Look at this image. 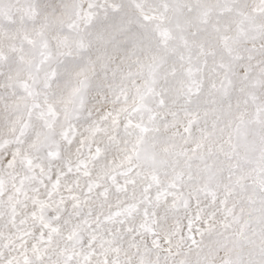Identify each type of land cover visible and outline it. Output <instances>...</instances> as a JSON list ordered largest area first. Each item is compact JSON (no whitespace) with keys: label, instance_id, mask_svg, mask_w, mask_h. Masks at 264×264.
<instances>
[{"label":"snow or ice","instance_id":"snow-or-ice-1","mask_svg":"<svg viewBox=\"0 0 264 264\" xmlns=\"http://www.w3.org/2000/svg\"><path fill=\"white\" fill-rule=\"evenodd\" d=\"M0 264H264V0H0Z\"/></svg>","mask_w":264,"mask_h":264}]
</instances>
